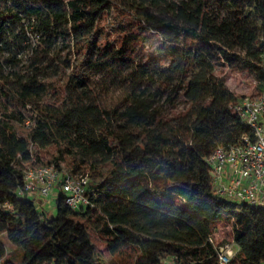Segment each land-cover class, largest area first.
I'll list each match as a JSON object with an SVG mask.
<instances>
[{"label": "trees", "instance_id": "16d2710c", "mask_svg": "<svg viewBox=\"0 0 264 264\" xmlns=\"http://www.w3.org/2000/svg\"><path fill=\"white\" fill-rule=\"evenodd\" d=\"M219 66L264 88V0H0V264L2 235L21 264H215L218 223L230 264H264V207L207 164L250 134ZM49 164L88 176L89 206L18 195Z\"/></svg>", "mask_w": 264, "mask_h": 264}, {"label": "built area", "instance_id": "2783aa9c", "mask_svg": "<svg viewBox=\"0 0 264 264\" xmlns=\"http://www.w3.org/2000/svg\"><path fill=\"white\" fill-rule=\"evenodd\" d=\"M230 108L246 123L250 134L242 135L234 145L217 146L207 158L212 185L215 193L227 200L264 207V88ZM88 185L87 175L75 176L49 164L27 169L18 195L45 198L58 188L65 205L77 211L90 205L86 196ZM206 244L215 253V264H230L236 252L233 240L217 246L211 235ZM162 264L197 262L164 260Z\"/></svg>", "mask_w": 264, "mask_h": 264}, {"label": "rangeland", "instance_id": "374dc122", "mask_svg": "<svg viewBox=\"0 0 264 264\" xmlns=\"http://www.w3.org/2000/svg\"><path fill=\"white\" fill-rule=\"evenodd\" d=\"M146 48L150 46L149 42H145ZM216 73L226 80V85L233 91L236 95L242 97H253L257 94L256 81L254 78L244 72L238 71L234 68H228L227 66H219L216 68ZM60 191L56 188L50 196L45 198L33 197L34 203L38 209H42L47 215L51 216L54 214V202L55 198L60 195ZM214 239L217 246H223L225 244H230L232 241L231 228L230 226L218 223L216 226V231L214 232ZM91 236L93 243L101 250H103L104 245L99 239L97 234L91 230ZM1 241L6 249V259L13 261L16 264L22 263V252L17 247L11 245L6 236H1ZM104 252V251H103ZM106 262L108 264H120L118 257L111 256L104 252Z\"/></svg>", "mask_w": 264, "mask_h": 264}]
</instances>
